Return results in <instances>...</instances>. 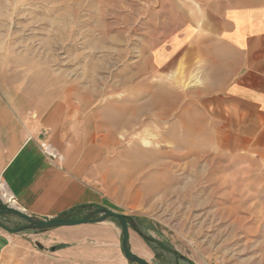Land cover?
Masks as SVG:
<instances>
[{"label":"rangeland","instance_id":"1","mask_svg":"<svg viewBox=\"0 0 264 264\" xmlns=\"http://www.w3.org/2000/svg\"><path fill=\"white\" fill-rule=\"evenodd\" d=\"M25 1L0 0L6 93L37 122L53 100L66 99L89 116L90 140L103 152L88 173L98 201L57 217L100 208L125 214L131 249L150 264H264V189L254 168L211 143V113L197 92L206 73L186 53L177 68L160 63L177 25L207 12L177 10L181 0H106L68 12ZM19 234L22 264L128 261L115 219ZM64 248L67 256L54 253Z\"/></svg>","mask_w":264,"mask_h":264},{"label":"crops","instance_id":"2","mask_svg":"<svg viewBox=\"0 0 264 264\" xmlns=\"http://www.w3.org/2000/svg\"><path fill=\"white\" fill-rule=\"evenodd\" d=\"M104 1L31 3L33 10L68 12L84 11L85 4ZM4 8L0 4V10ZM176 9L207 13L177 25L173 38L166 42L171 47L160 48L161 67L177 68L184 53L191 67L200 65L207 84L197 92L211 113V143L214 140L215 148L222 149L232 161L247 162L254 168L257 183L264 189V0H197L186 4L181 0ZM8 90V83L0 80V180L18 207L37 217L52 218L98 201V189L89 185L88 173L98 162L94 156L103 152L90 140L89 116L75 113L71 103L58 98L37 122L26 117L23 103L17 97L10 98ZM45 143L58 152L60 161L46 156ZM4 203L8 204L0 193V204ZM81 225L54 229L74 231ZM22 237L0 227V264H22ZM63 251L54 253L67 256L68 249ZM54 260L66 263V259Z\"/></svg>","mask_w":264,"mask_h":264},{"label":"water","instance_id":"3","mask_svg":"<svg viewBox=\"0 0 264 264\" xmlns=\"http://www.w3.org/2000/svg\"><path fill=\"white\" fill-rule=\"evenodd\" d=\"M14 218L21 219L23 224L19 227H11L8 221ZM110 219L120 222L122 227V248L130 264H150L145 258L141 257L131 249L130 245V227L128 218L125 214L116 211L100 208L92 210L83 218L71 217H37L27 213L19 208L0 204V227L9 233L19 234L28 230H44L63 226H76L88 223H100Z\"/></svg>","mask_w":264,"mask_h":264},{"label":"built area","instance_id":"4","mask_svg":"<svg viewBox=\"0 0 264 264\" xmlns=\"http://www.w3.org/2000/svg\"><path fill=\"white\" fill-rule=\"evenodd\" d=\"M45 153H46L48 156H50L51 158H58V159L61 158V156H60L58 153H56V151L53 150L52 147H50V146L46 148ZM4 186H6V184H5L2 180H0V193L2 194V197H3V198H6V196L3 194V191L1 190V187H4ZM6 187H7V186H6ZM10 195H11V194H10ZM11 196H12V197H11L10 199H8V200H11L12 203L9 202V203L6 204V205L16 207L15 205H17V201H16V199H15V197H14L13 195H11Z\"/></svg>","mask_w":264,"mask_h":264},{"label":"bare ground","instance_id":"5","mask_svg":"<svg viewBox=\"0 0 264 264\" xmlns=\"http://www.w3.org/2000/svg\"><path fill=\"white\" fill-rule=\"evenodd\" d=\"M124 121V120H123ZM130 121V120H129ZM128 121V123L130 124L131 122H129ZM127 122V121H126ZM119 124H121V123H119ZM126 125V124H125ZM126 126H128V125H126ZM120 127V126H119ZM116 131V130H115ZM1 190L3 191V194L6 196V198L7 199H10L12 196L11 195H13V194H11L10 195V191H9V189L6 187V186H4V187H1ZM16 208H19L20 209V207H16ZM22 209V208H21ZM136 244V243H135ZM134 244V245H135ZM140 250V249H139ZM147 252V251H146ZM142 255V254H141Z\"/></svg>","mask_w":264,"mask_h":264}]
</instances>
